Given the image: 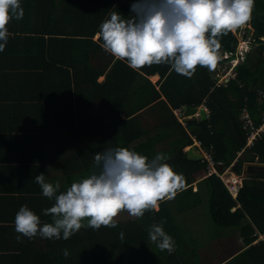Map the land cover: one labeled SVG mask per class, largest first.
I'll use <instances>...</instances> for the list:
<instances>
[{"label": "trees", "instance_id": "trees-1", "mask_svg": "<svg viewBox=\"0 0 264 264\" xmlns=\"http://www.w3.org/2000/svg\"><path fill=\"white\" fill-rule=\"evenodd\" d=\"M132 2L20 0L23 18H13L7 28L10 37L22 39L18 41L21 47L17 57L33 69L26 70L30 75L25 83L55 88L50 91L55 100L54 117L46 125L43 123L41 133L46 139L49 132L54 133L57 150L63 153L69 151L71 143L75 144L74 156L57 157V166L65 169V188L61 191L74 180L98 171L94 167L95 153L117 146L150 160L152 150L155 156L164 155L165 162L177 174L184 175L186 188L174 199L161 202L158 212L146 211L140 219L122 212L115 228H81L67 240H42L33 251L19 253V264H153V250L159 264H205L207 260L201 257L200 248L206 245L197 249L184 242L193 232L190 226L186 227L189 219L184 214H191L200 205L206 206L220 228L230 229L236 221L248 219L264 233V182L259 178L264 177V169L249 167L238 196L233 199L219 176L208 175L206 162L188 160L184 150L191 145L193 136L210 150L214 162L221 163L223 170L229 168L234 174H241L245 162L264 164V137L256 138L244 149L247 135L238 120L240 109L246 105L255 127L264 121V102L257 94V90L264 89V0H255L249 22L254 32L253 47L233 67L234 76L219 85L205 67L198 66L188 78L168 65L134 70L106 53L101 42L94 39L99 25L112 11L127 16ZM237 42L235 32L222 36L220 51L234 52ZM7 45L13 50L17 43ZM156 74L159 79L153 83L149 77ZM203 102L208 109L206 120L189 118L186 126L178 121L175 110L183 108L185 115L191 116ZM199 171L205 173V178L197 182L193 191L194 174ZM247 177L253 180L248 182ZM162 219L163 229L175 240V247L181 242L180 251H161L150 242L151 225ZM237 237H241L244 249L230 254L239 252L223 264H242L245 257L246 264H264V255H258L260 251L264 253V241L252 245L257 235L252 231L242 234L241 229ZM186 256L189 258L183 259ZM0 264L15 262L0 259Z\"/></svg>", "mask_w": 264, "mask_h": 264}, {"label": "clouds", "instance_id": "clouds-1", "mask_svg": "<svg viewBox=\"0 0 264 264\" xmlns=\"http://www.w3.org/2000/svg\"><path fill=\"white\" fill-rule=\"evenodd\" d=\"M254 7L255 0H133L127 16L117 10L110 12L109 18L99 25L95 39L101 42L106 53L125 61L134 70L168 65L177 74L190 78L198 66L214 70L223 60L231 65L237 48L224 58L230 51H220V38L249 24ZM23 15L20 0H0V51L10 36L7 25L13 18L22 19ZM249 40L247 52L253 44ZM244 41L240 39L239 44ZM202 105L205 102L196 112L204 109ZM205 112L208 118V109ZM174 114L179 122L180 117L185 121L189 117L183 108ZM191 140L185 149L194 146L202 154L193 144L198 139L191 136ZM166 159L157 154L150 160L127 147L108 148L94 155V167L98 171L74 180L64 191H60L58 181L48 182L45 174L40 173L35 182L44 197L54 200L51 207L43 210L44 215L51 216V222L41 223L36 213L26 205L21 206L15 215V231L20 234L17 240L21 237L31 240L36 236L67 240L81 228H115L116 218L122 212L135 219L142 218L149 210L158 212L161 202L174 199L186 188L184 175L177 174ZM217 172L236 180L229 168L223 170L220 165ZM245 178L236 180L241 185L239 191ZM238 193L235 197L229 192L233 199ZM164 223L162 219L151 225L149 240L161 251L172 253L175 240L164 231ZM120 236L123 238V232ZM64 255L68 256L67 250Z\"/></svg>", "mask_w": 264, "mask_h": 264}, {"label": "crops", "instance_id": "crops-1", "mask_svg": "<svg viewBox=\"0 0 264 264\" xmlns=\"http://www.w3.org/2000/svg\"><path fill=\"white\" fill-rule=\"evenodd\" d=\"M12 41L17 43L13 50L7 45L3 51H0V259H13L15 264H19L22 258L19 255L20 252L33 251L32 248L40 247V242L47 238L42 239L40 236H36L29 240L26 237H21L18 241L17 236L20 234L15 231V215L21 206L26 205L40 217L41 223L51 222V216L44 215L43 210L51 207L54 200H49L42 195L40 186L35 182V177L44 173L48 182L58 181L60 183L61 191L65 188L63 173L65 169L62 166H57L58 155L69 154L71 156L72 153L67 152V149L66 153L57 150L58 145L54 133L49 132L47 139L41 133L43 123L51 121L54 117L52 110L55 108L53 105L55 100L54 96L50 95V91L55 88L51 89L38 83H25L26 77L30 75L26 70L31 72L33 69L17 57L21 47L18 45V41H22V39L18 40L9 36L7 44H11ZM12 52L16 54L15 57ZM155 76L158 79V75ZM21 87H23L22 90ZM70 89L72 90L73 87ZM198 113L199 111L189 117L197 118L199 117ZM251 166L264 169L263 163L245 162L242 173L240 175L233 174L236 180L246 177ZM253 170L255 171V169ZM204 178V174L195 178V182L192 183L193 191L197 189V182ZM259 178H263L262 182H264V177ZM247 179L248 182L253 180L248 177ZM236 208L237 206L232 208L231 212H234ZM184 216L185 219H189L191 214L189 212ZM240 229L242 234L252 231L257 235V239L252 245L264 241V233L259 230L258 226L252 220L244 219L240 223L236 221L228 233L220 236V242L223 238L234 241L239 235ZM240 241L241 237L222 257H215L219 251L211 245L208 249V245L204 246L200 248L201 257L207 260L205 264L228 262L239 252L234 255L230 254L238 249L239 251L244 249V247L241 248ZM29 242L32 243L28 244ZM206 249L207 252L203 253ZM258 255L261 258L264 255L263 251H260ZM188 258L189 256H186L183 259ZM241 263H247L246 257L241 260Z\"/></svg>", "mask_w": 264, "mask_h": 264}, {"label": "rangeland", "instance_id": "rangeland-1", "mask_svg": "<svg viewBox=\"0 0 264 264\" xmlns=\"http://www.w3.org/2000/svg\"><path fill=\"white\" fill-rule=\"evenodd\" d=\"M238 42H237V46L239 45L240 39H251L253 40L254 38L253 36V30L251 29L250 24H247L244 28L239 29L235 32ZM241 45H243V43H241ZM253 47V44H251ZM249 49V46H246ZM247 49V50H248ZM244 57V55H242V58ZM215 72V77L218 78V81L221 80V78L226 79L228 76H231V69L228 65V62L220 61L217 65V67L214 69ZM234 74V72H232ZM157 77L151 76L149 78V80L151 82H156ZM102 80V77L101 79ZM240 115L238 116V120H239ZM190 118V117H189ZM199 118V117H197ZM180 123L183 126H186V122L185 120L181 121ZM75 150V144H72V146L69 148V153H72L71 156L74 153ZM151 156L152 158L155 157V153L152 150L151 151ZM203 175L202 171H199L197 174H194V178H197L198 176ZM186 227H189L191 229H193L192 235H190L189 239H187V237H185L187 240H185L184 242L186 243L187 246H190L192 248H197L199 249L200 246L199 245H208L207 249L209 247V245H211L212 247H214L215 249H217L219 252L216 254L215 257H222L224 255L227 254L228 249L237 242L238 237H236V239L234 241L232 240H225V241H221L219 240V237L222 235H225L226 233H228V231H230V229H223L218 227L210 218L208 212H207V208L205 205H200L197 206L196 208H194L193 210H191V217L189 218V220L186 223ZM189 241V242H188ZM151 245V244H149ZM175 249H178L180 251V242L179 245L177 247H175ZM207 249L203 251V253L207 252ZM155 252L153 250V254L151 255L153 257V264H159L157 257L155 256ZM194 258V257H192Z\"/></svg>", "mask_w": 264, "mask_h": 264}, {"label": "built area", "instance_id": "built-area-1", "mask_svg": "<svg viewBox=\"0 0 264 264\" xmlns=\"http://www.w3.org/2000/svg\"><path fill=\"white\" fill-rule=\"evenodd\" d=\"M249 42H250V40H246L243 42V45L239 44L235 53H233L235 55V60L229 66L231 69V72H232V68L235 66L237 61L242 60L243 59L242 55L245 56V53L249 50L248 47H246L247 46L246 44H249ZM231 54H232V52H227L223 55V57L228 58ZM231 76H233V74H231ZM228 80H229V76L226 79L221 78V80H219V81L217 80V84L218 85L219 84H225ZM257 94H258V97L260 98L261 102H264V89L257 90ZM202 107L207 111L205 105H202ZM239 115H240L239 121L241 122V128L246 132V135H247V142L245 144V147H249V146H251L253 140H255L258 137H264V121L262 122L261 125H259V127H255L254 122L250 117L248 107L246 105L240 109ZM261 117L264 120V109L262 110ZM184 119H185L184 117H180L181 121H183ZM193 144L196 147H198V149L203 154V161L206 162V168L208 170V173L209 174L216 173L221 178V180L223 181L227 190L233 196L236 197L241 185L238 184L232 176L225 175L224 172L221 174H218L216 168H217V165L220 166L221 163L214 162V160L211 156L210 150L203 148L201 145V142L199 140H194Z\"/></svg>", "mask_w": 264, "mask_h": 264}, {"label": "water", "instance_id": "water-1", "mask_svg": "<svg viewBox=\"0 0 264 264\" xmlns=\"http://www.w3.org/2000/svg\"><path fill=\"white\" fill-rule=\"evenodd\" d=\"M210 73H211V77L212 79H215V72L213 69H209ZM199 118L201 121L206 120L207 116H206V112L204 109L200 110L199 112ZM186 158L188 160H202V154H200L196 148L194 146H191L189 149L186 150ZM258 165H262V164H258Z\"/></svg>", "mask_w": 264, "mask_h": 264}, {"label": "bare ground", "instance_id": "bare-ground-1", "mask_svg": "<svg viewBox=\"0 0 264 264\" xmlns=\"http://www.w3.org/2000/svg\"><path fill=\"white\" fill-rule=\"evenodd\" d=\"M154 77H156V76L154 75Z\"/></svg>", "mask_w": 264, "mask_h": 264}]
</instances>
